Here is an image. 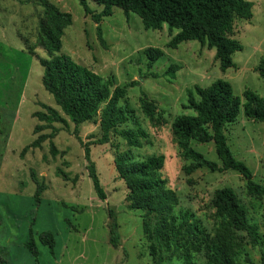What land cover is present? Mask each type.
<instances>
[{
  "label": "rangeland",
  "instance_id": "rangeland-1",
  "mask_svg": "<svg viewBox=\"0 0 264 264\" xmlns=\"http://www.w3.org/2000/svg\"><path fill=\"white\" fill-rule=\"evenodd\" d=\"M44 1L72 16V24L61 38L60 54L100 77L112 79L115 86L140 82L128 89L126 100L135 112L138 129L146 134L142 148L133 150V154L139 158L164 157L160 178L177 198L171 214L188 212L192 222L212 235L217 222L210 200L215 191L232 189L249 222L257 226L262 241L261 249L245 246L236 264H261L264 198L248 195L243 178L233 171L212 173L200 169L186 175L183 168L190 162L178 157L170 123L176 116L193 114L183 109L188 89L207 87L216 80L228 82L237 97L249 90L264 100V81L257 70L264 64V0H248L252 3L251 20L234 21L232 38L242 49L233 54L234 67L225 72L220 71L214 50H207L196 41L169 49L167 45L176 31L170 32L166 25L160 31L145 30L135 14L125 15L118 8L96 23L92 15L99 14L103 7L93 2L87 3L90 13L86 14L77 0H0L3 264H154L145 226L153 228L162 219L129 207L126 185L117 178L113 164L116 148L126 150L125 143L111 138L106 144H98L99 119L75 127L64 117L65 123L54 124L53 138H47L39 148H30L38 136H50L54 131L46 129L35 135L34 128L40 123L34 114L43 111V106L57 109L41 85L43 69L39 58H45V52L40 48L34 54L27 50V45L39 43L38 24L44 17ZM147 48L160 49L164 54L151 68L143 55ZM171 65L179 67L174 79L164 75ZM142 96L164 111V122L156 123L142 114ZM224 136L233 157L251 171L255 183L264 186V124L247 120L240 112L236 122L224 128ZM87 143L104 201L97 198L88 177L83 149ZM191 147L221 167L213 143L191 142ZM110 230L118 236L117 248L109 243ZM44 232L53 235V253L40 242ZM31 240L37 249L36 256L27 247ZM161 264H206V257L202 252L186 260L177 252Z\"/></svg>",
  "mask_w": 264,
  "mask_h": 264
},
{
  "label": "trees",
  "instance_id": "trees-1",
  "mask_svg": "<svg viewBox=\"0 0 264 264\" xmlns=\"http://www.w3.org/2000/svg\"><path fill=\"white\" fill-rule=\"evenodd\" d=\"M77 1L86 14L90 13L88 2L103 7L99 14L92 15L96 23L111 16L113 8H118L125 15L135 14L145 30L160 31L166 25L170 32L176 31L167 45L169 49H176L181 43L196 41L201 47L215 51L214 59L221 72L234 67L232 56L242 49L239 42L232 38L234 21H250L252 18V3L248 0ZM43 6L44 17L39 19L38 24L39 43L27 45V50L32 54L37 48L45 52L46 57L39 58L43 69L41 85L52 97L57 109L43 106V111L35 113L34 117L40 124L35 126L33 133L37 135L46 129L54 130V124L65 123V118L75 127L99 119L101 136L98 144H106L111 138L124 141L126 150L119 151L116 148L113 164L117 178L126 185L129 207L142 210L147 216H162L153 228L145 226V233L151 243L150 256L155 258L154 264L170 261L177 252L186 260L204 252L206 264H236L245 246L261 249L262 241L257 226L249 222L245 208L230 188L215 191L210 200V208L217 222L212 235L204 233L197 222H192L188 212L176 216L171 214L177 198L160 178L164 157L152 155L139 158L133 154V150L142 148L146 134L138 129L135 112L127 106L126 100L128 89L138 86L140 82L115 86L112 79L100 77L70 57L60 54L61 38L64 30L71 26L72 16L47 1L43 2ZM143 55L148 61V68L164 56L162 50L154 48H147ZM178 69V66L171 65L164 75L174 79ZM257 70L264 81V64L259 65ZM186 93L187 104L183 109L193 114L176 116L170 123L178 157L190 162L183 168L185 174L200 169L212 173L233 171L243 178L248 195L264 198V186L255 183L251 171L233 157L224 136V128L236 122L240 112L245 119L264 124V100L249 90H245L242 97H237L231 85L223 80H216L207 87L194 86ZM122 102L124 105H121ZM139 109L151 121H165L164 111L144 96L139 99ZM55 135L54 130L50 136H38L30 148H39L42 142ZM191 142L213 143L221 167L195 151ZM89 145L83 144L88 177L95 195L104 201L105 194L95 166L90 161ZM40 242L53 253L54 238L50 232L42 233ZM109 243L114 248L119 246L118 236L112 230L109 231ZM27 247L33 256L37 255L33 240ZM164 253L168 255L163 256ZM0 264H3L1 259ZM261 264H264L263 255Z\"/></svg>",
  "mask_w": 264,
  "mask_h": 264
}]
</instances>
